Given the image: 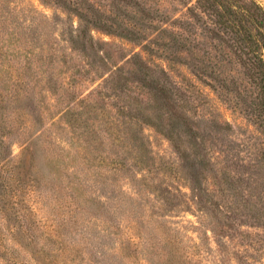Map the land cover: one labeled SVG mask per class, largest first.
Wrapping results in <instances>:
<instances>
[{
    "label": "trees",
    "instance_id": "obj_1",
    "mask_svg": "<svg viewBox=\"0 0 264 264\" xmlns=\"http://www.w3.org/2000/svg\"><path fill=\"white\" fill-rule=\"evenodd\" d=\"M156 1L42 0L64 14L56 35L0 0V219L15 235L36 238L33 196L59 207L62 245L90 242L93 264H192L169 220L183 212L221 250L244 216L264 228V6L195 0L176 17Z\"/></svg>",
    "mask_w": 264,
    "mask_h": 264
},
{
    "label": "rangeland",
    "instance_id": "obj_2",
    "mask_svg": "<svg viewBox=\"0 0 264 264\" xmlns=\"http://www.w3.org/2000/svg\"><path fill=\"white\" fill-rule=\"evenodd\" d=\"M256 1L264 6V0ZM156 2V0H151L152 4ZM161 2L163 3L162 7L168 10L170 15L181 17L186 13L183 3L190 2V4H194L195 0H161ZM12 3L17 8H31L37 10V13H43L50 20V28L53 27L55 21L59 23V17L56 14L60 13L64 16L59 8L51 3L43 4L42 0H13ZM59 29L60 25L58 24L52 28V31L57 35ZM183 71L187 72L185 69ZM202 88L204 92L215 98L208 87L202 86ZM222 106L230 120L239 123L245 121L238 111L225 104ZM146 133L151 139V145L157 158L170 163V165L175 163L177 154L169 141L157 134L152 128H147ZM236 137L243 138L244 136L239 134ZM20 150L21 146L14 144V154H19ZM248 163L247 161L241 162L246 166H248ZM243 177L246 178L247 174H243ZM242 187H247V184L242 182ZM213 188L217 191L219 186L214 185ZM247 193L248 191L243 190L244 195ZM216 194L217 199L220 200L221 192L218 191ZM245 198L248 197L245 196ZM30 202L38 223L36 238L26 239L23 235H15L16 229H20V227L15 228L13 224L9 225L8 222L4 223L0 219V264H87V262H90L89 255L86 252L89 249H86L85 246V243H90L87 239L78 238L77 243H81L80 247H66L59 242V207L53 206L45 199L41 201L37 196H33ZM198 215L194 211L183 212L179 216L169 218L174 227L181 229L182 246L189 255L192 264H264V228L256 226L251 218L244 216L241 219L243 222L237 221L235 229H231V237H225L228 244L227 249L221 250L218 248L214 234L210 230L207 232V237L204 234L207 226L205 228L201 227ZM22 223L25 225L26 221L23 220L21 225ZM123 225L128 228L127 222H123ZM125 227H122L119 231L120 235L125 236L124 232L128 231ZM73 247L77 249L73 251ZM69 252L74 253L75 256L70 257ZM139 263L144 264L142 260ZM90 264L93 263L90 262ZM106 264H114V262L109 258Z\"/></svg>",
    "mask_w": 264,
    "mask_h": 264
}]
</instances>
